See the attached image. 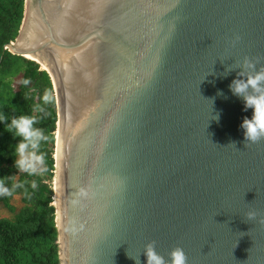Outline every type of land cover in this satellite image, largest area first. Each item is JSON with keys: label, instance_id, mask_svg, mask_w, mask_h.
<instances>
[{"label": "water", "instance_id": "water-1", "mask_svg": "<svg viewBox=\"0 0 264 264\" xmlns=\"http://www.w3.org/2000/svg\"><path fill=\"white\" fill-rule=\"evenodd\" d=\"M6 49L55 90L59 264H146L153 240L264 264V141L245 146L225 73L264 64V0H25Z\"/></svg>", "mask_w": 264, "mask_h": 264}, {"label": "trees", "instance_id": "trees-1", "mask_svg": "<svg viewBox=\"0 0 264 264\" xmlns=\"http://www.w3.org/2000/svg\"><path fill=\"white\" fill-rule=\"evenodd\" d=\"M24 10L25 0H0V112L9 118V122L12 117L32 115V105L41 102L44 92L53 93L54 103L47 106L37 125L49 135V140L41 147L46 153L48 172L36 177L18 173L15 168L18 139L5 130L4 123H0V178L16 176L20 181H29L26 187L31 194L29 199L24 189H18L13 197H0V206L8 212V215L0 216V264H59L53 204L58 110L52 78L37 61L8 49L4 52L5 44L15 40L19 33ZM15 76H19L18 85H14ZM23 79L31 80L27 88L21 83ZM32 180L37 182L35 190L30 187Z\"/></svg>", "mask_w": 264, "mask_h": 264}, {"label": "clouds", "instance_id": "clouds-1", "mask_svg": "<svg viewBox=\"0 0 264 264\" xmlns=\"http://www.w3.org/2000/svg\"><path fill=\"white\" fill-rule=\"evenodd\" d=\"M239 39L237 36L236 40ZM236 65L235 68H227L225 73L240 69L229 88L233 95L244 101L245 111L253 110L252 117H245L240 125L244 130L245 146L249 147L264 141V64L261 63L260 57L244 56ZM21 83L27 88L31 80L23 79ZM218 94L223 95L222 92ZM24 96L27 98L28 93ZM40 99L41 102L32 105V115L12 117L9 122V118L0 112V123H4L5 130L18 139L15 145V168L18 173L27 174L28 177L43 176L48 172L46 153L41 147L49 140V135L37 125L47 106L54 103V95L46 90ZM213 118L218 120L219 115ZM27 184L29 181H20L16 176L0 178V197H13L18 189H24L25 195L31 199ZM30 187L33 190L37 188L36 180L30 182ZM254 216L255 213L247 214L248 219H253ZM142 254L146 257V264H188V256L179 245L173 247L165 257L157 251V242L153 240L144 246ZM128 257L135 260V264H141L139 257Z\"/></svg>", "mask_w": 264, "mask_h": 264}, {"label": "rangeland", "instance_id": "rangeland-1", "mask_svg": "<svg viewBox=\"0 0 264 264\" xmlns=\"http://www.w3.org/2000/svg\"><path fill=\"white\" fill-rule=\"evenodd\" d=\"M42 67H43V65H42ZM18 83H19V76H15L14 77V85H18ZM47 182L52 183L51 180H47ZM53 185H54V178H53ZM5 215H8V212L4 209V207L0 206V216H5Z\"/></svg>", "mask_w": 264, "mask_h": 264}, {"label": "bare ground", "instance_id": "bare-ground-1", "mask_svg": "<svg viewBox=\"0 0 264 264\" xmlns=\"http://www.w3.org/2000/svg\"><path fill=\"white\" fill-rule=\"evenodd\" d=\"M25 37V36H24ZM28 57L30 58H36L34 55H27ZM41 64L43 65L44 68H47V66L45 65V63L43 61H41ZM57 156V155H56ZM54 185L56 187V189L58 188V185H57V181L54 182Z\"/></svg>", "mask_w": 264, "mask_h": 264}]
</instances>
